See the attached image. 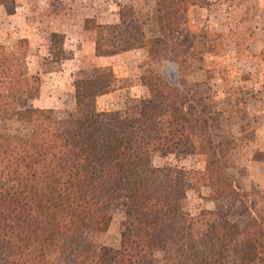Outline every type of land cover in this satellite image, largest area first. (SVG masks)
Masks as SVG:
<instances>
[{
	"label": "trees",
	"instance_id": "trees-1",
	"mask_svg": "<svg viewBox=\"0 0 264 264\" xmlns=\"http://www.w3.org/2000/svg\"><path fill=\"white\" fill-rule=\"evenodd\" d=\"M194 7L195 0H159L146 21L122 23L115 38L96 44L99 57L148 51L140 84L149 97L126 111L56 118L43 108H16L31 78L0 46V114L14 110L15 121L30 128L26 136L0 134V244L10 241L0 264H157L158 253L163 264H214L225 246L233 257L225 264H264V224L244 233L226 213L183 208L190 190L207 187L213 198L245 194L228 172L231 146L214 140L203 111H184L192 98L177 77L172 82L160 71L166 61L177 63ZM152 25L157 30L149 36ZM52 41L72 58L61 34ZM110 75L78 83V101L110 93ZM155 152L203 155L205 166H155ZM123 195L127 220L119 244L97 250L86 235L110 228Z\"/></svg>",
	"mask_w": 264,
	"mask_h": 264
},
{
	"label": "rangeland",
	"instance_id": "rangeland-1",
	"mask_svg": "<svg viewBox=\"0 0 264 264\" xmlns=\"http://www.w3.org/2000/svg\"><path fill=\"white\" fill-rule=\"evenodd\" d=\"M158 3L0 0V46L18 57L31 78L30 89L18 94L16 108L41 107L56 118L81 117L107 109L130 110L148 98L147 87L140 84L147 72L148 51L98 57L95 45L115 38L122 23L146 21ZM195 5L181 34L177 63L166 61L160 71L171 81L177 77L179 86L192 98L183 105L184 111L189 115L203 111L211 121L214 140L231 146L228 172L245 194L213 198L207 187L190 190L183 208L193 215L203 209L221 211L239 231L257 233L258 225L264 224V0H195ZM150 30H157V25L149 27V36ZM57 32L64 37L72 58L53 44L52 35ZM110 74L112 95L78 101V83L89 86ZM29 131L15 121L14 110L0 114V134L26 136ZM152 162L155 166L202 169L205 156L155 152ZM125 202L123 195L114 204L107 231L86 235L97 250L119 244L127 220ZM9 245V239L3 241L0 252ZM228 249L221 247L214 264L233 258ZM156 260L163 264L161 254H156Z\"/></svg>",
	"mask_w": 264,
	"mask_h": 264
},
{
	"label": "crops",
	"instance_id": "crops-1",
	"mask_svg": "<svg viewBox=\"0 0 264 264\" xmlns=\"http://www.w3.org/2000/svg\"><path fill=\"white\" fill-rule=\"evenodd\" d=\"M58 33V32H57ZM95 53H96V45H95ZM99 57V56H98ZM110 57H114V58H116V57H118L117 55L116 56H110ZM108 95H112V92H110V93H108V94H105V95H102V96H105V97H108ZM37 106H39V105H37ZM38 108H41V107H38Z\"/></svg>",
	"mask_w": 264,
	"mask_h": 264
}]
</instances>
